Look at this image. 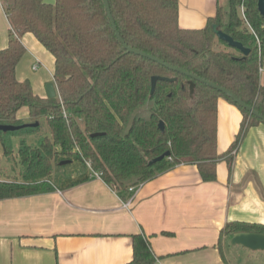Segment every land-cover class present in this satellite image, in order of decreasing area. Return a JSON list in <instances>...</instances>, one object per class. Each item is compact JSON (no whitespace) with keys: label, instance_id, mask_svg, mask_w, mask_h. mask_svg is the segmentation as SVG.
I'll list each match as a JSON object with an SVG mask.
<instances>
[{"label":"trees","instance_id":"trees-1","mask_svg":"<svg viewBox=\"0 0 264 264\" xmlns=\"http://www.w3.org/2000/svg\"><path fill=\"white\" fill-rule=\"evenodd\" d=\"M108 2L127 46L227 89L264 116L260 79L264 18L258 0H229L226 20L219 2L217 15L200 30L179 27V0ZM241 6L251 30L240 15ZM4 8L15 35L0 50V124L23 125L17 114L28 108L30 123L39 122V126L21 130L39 134L45 121L48 135L34 146L21 142L17 154L26 167L24 180L0 181V200L53 191L54 166L66 160L89 162L117 191L148 182L181 164L197 165L203 180L211 182L220 160L232 165L233 153L248 129L264 124L205 83L196 81L191 97L190 77L128 52L116 36L103 0H56L55 4L4 0ZM214 25L250 54L245 57L221 41ZM26 34H32L55 59L57 98L40 97L30 80L17 78V66L27 52L21 42ZM154 76L176 78V82L159 81L151 95ZM219 99L243 114L234 145L222 155L217 143ZM148 105L147 117L130 122L137 109ZM161 121L164 132L159 128ZM2 141L5 156L11 155L13 151ZM168 151L170 157L149 164ZM239 232L264 233V226L234 223L225 229L230 235ZM132 240L133 257L125 264H155L158 258L146 236Z\"/></svg>","mask_w":264,"mask_h":264},{"label":"crops","instance_id":"crops-1","mask_svg":"<svg viewBox=\"0 0 264 264\" xmlns=\"http://www.w3.org/2000/svg\"><path fill=\"white\" fill-rule=\"evenodd\" d=\"M219 2L179 0V27L205 28L217 15ZM13 35L0 0V50ZM21 42L27 52L17 66V78L30 80L34 93L47 98V84H56L55 59L32 34ZM36 59L50 74L42 81L44 88L39 86L43 76L25 72V63L31 61L33 68ZM260 79L264 85V52ZM17 119L29 123L28 108ZM242 121L236 106L219 99V155L232 148ZM80 164L83 169L52 182L51 192L0 200V264H125L132 260L136 235L148 239L158 258L155 264H229L223 249L233 235L225 233L226 227L264 226V124L248 129L232 165L220 160L211 182L203 180L197 165L181 164L131 194L114 191Z\"/></svg>","mask_w":264,"mask_h":264},{"label":"rangeland","instance_id":"rangeland-1","mask_svg":"<svg viewBox=\"0 0 264 264\" xmlns=\"http://www.w3.org/2000/svg\"><path fill=\"white\" fill-rule=\"evenodd\" d=\"M220 6L224 13V19L226 20L227 10L229 9V0H220ZM240 15L244 20V24L251 27L247 21L246 16L244 17L245 8L244 6L239 7ZM222 48V47H221ZM49 63V62H48ZM48 65V64H47ZM49 66V65H48ZM25 72L28 75L43 76V79L40 80L39 86L44 88V83L50 77L49 72L45 69L44 66L38 71L32 69L31 61L25 63ZM36 73V74H35ZM45 80L44 82H42ZM49 82V81H47ZM149 105L145 107H140L137 109L132 117L130 122L138 117H147L149 115ZM25 110V109H24ZM30 119V118H29ZM30 123V122H29ZM28 122L24 124H29ZM48 135V129L45 124V121H42V126L40 132L30 134L28 130H20L15 132L3 133L0 132V181L6 182H23V176L26 171V167L19 163V156L17 154L20 149L21 142L25 141L27 144L34 146L36 145L41 138ZM7 143V146L10 151L13 153L9 156H5V148L3 140ZM83 165L80 162H73L72 164L61 165V162L55 164L53 172V182L58 183L60 178H67L72 175L76 169H83ZM229 264H264V252L261 251H251L240 246H233L232 244L226 243L223 249Z\"/></svg>","mask_w":264,"mask_h":264},{"label":"water","instance_id":"water-1","mask_svg":"<svg viewBox=\"0 0 264 264\" xmlns=\"http://www.w3.org/2000/svg\"><path fill=\"white\" fill-rule=\"evenodd\" d=\"M104 5L106 7V10L108 12L109 15V19L112 23L113 29L116 33V36L120 42L121 45H123V47L130 53L135 54L137 56L143 57V58H147L151 61H154L156 63H159L160 65L166 67L167 69L180 73L182 75L188 76L191 78V81L189 82V86H190V95L191 97H193L194 92H195V82H202L207 84L208 86L212 87L213 89L223 93L224 95H226L227 97H229L230 99H232L237 105H239L240 107H242L243 109H245L246 111H248L252 116H255L256 118H258L259 120H261L264 123V116H262L261 114H259L255 109H253L252 107L246 105L241 99H239L235 94H233L232 92L228 91L227 89L220 87L214 83H211L209 81L203 80L201 78H199L198 76L189 74L173 65H170L168 63H166L165 61L158 59L152 55H149L143 51L137 50V49H133L129 46L126 45L125 41L122 39L121 35L119 34L117 27L115 25V21L113 19V16L111 14V9H110V5L108 0H103ZM258 10L261 14V16L264 18V0H258ZM213 31L214 33L217 35V37L223 41L224 43L228 44L231 48H235L238 49L239 51H241L245 57L248 56L250 54V50L245 48L243 46V44L236 42L232 37H230L229 35H227L226 33H224L223 31H221L219 29L218 25H214L213 26ZM159 81H165V82H176V78H168V77H163V76H154L151 79V95L154 94L156 87H157V83ZM46 93H47V98L48 99H54L57 98L59 96V92H58V88L56 87V84L51 82L49 84H47L46 86ZM39 126V122L36 123H29V124H23V125H19V126H14V125H1L0 124V132L3 133H8V132H15V131H19L21 129L24 128H36ZM159 128L162 132L165 131V124L163 121H161L159 123ZM102 134H95L93 135V137H97V136H101ZM171 152H166L165 154L161 155L160 157L150 161V165H154L157 162L162 161L165 158L170 157ZM72 161L70 160H66V161H62L61 165H67V164H71ZM231 244L233 246H241L245 249L257 252V251H261L264 252V233H251V232H239L233 235L232 240H231Z\"/></svg>","mask_w":264,"mask_h":264},{"label":"built area","instance_id":"built-area-1","mask_svg":"<svg viewBox=\"0 0 264 264\" xmlns=\"http://www.w3.org/2000/svg\"><path fill=\"white\" fill-rule=\"evenodd\" d=\"M244 17H245V14H244ZM258 40V43H259V46H261V42L260 40L257 38ZM42 66V63L40 60L36 59L34 65H33V70L34 71H37L40 67ZM236 151H234L235 153ZM87 165V167L91 170L92 174L94 177L98 178V179H102V173L101 172H98V171H94L93 168L91 167V164L89 162H86L85 163ZM103 180V179H102ZM142 187V184H139L137 186H133V187H130L128 189L129 192H131V194H134V192H136L139 188ZM112 188V187H111ZM114 191H117V189L115 187L112 188ZM131 203H132V198L128 201H125L124 202V207L125 208H129L131 206Z\"/></svg>","mask_w":264,"mask_h":264}]
</instances>
